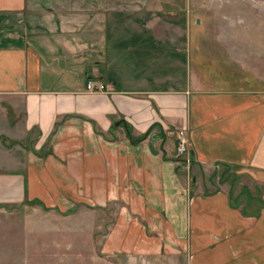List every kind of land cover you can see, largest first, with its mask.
Listing matches in <instances>:
<instances>
[{
  "label": "crops",
  "instance_id": "1",
  "mask_svg": "<svg viewBox=\"0 0 264 264\" xmlns=\"http://www.w3.org/2000/svg\"><path fill=\"white\" fill-rule=\"evenodd\" d=\"M262 62L195 47V0H0V204L112 213L94 264H264V204L202 178L264 181Z\"/></svg>",
  "mask_w": 264,
  "mask_h": 264
},
{
  "label": "rangeland",
  "instance_id": "2",
  "mask_svg": "<svg viewBox=\"0 0 264 264\" xmlns=\"http://www.w3.org/2000/svg\"><path fill=\"white\" fill-rule=\"evenodd\" d=\"M196 46H258L264 74V0H195ZM202 178L212 181L207 186L212 189L230 184L238 204L254 194L258 199L251 200V206L263 205L264 181L249 174L219 165L203 172ZM109 217L110 212L79 205L66 211L32 200L6 205L0 208V264H94L95 235L107 230Z\"/></svg>",
  "mask_w": 264,
  "mask_h": 264
},
{
  "label": "built area",
  "instance_id": "3",
  "mask_svg": "<svg viewBox=\"0 0 264 264\" xmlns=\"http://www.w3.org/2000/svg\"><path fill=\"white\" fill-rule=\"evenodd\" d=\"M91 82L89 81L87 83V87L90 88V84ZM102 85H100L98 88H101ZM176 136H177V145H176V154L177 155H181V156H184L185 158V165H189V142H188V139L187 137L185 136L184 134V131L183 129H178L177 132H176Z\"/></svg>",
  "mask_w": 264,
  "mask_h": 264
},
{
  "label": "trees",
  "instance_id": "4",
  "mask_svg": "<svg viewBox=\"0 0 264 264\" xmlns=\"http://www.w3.org/2000/svg\"><path fill=\"white\" fill-rule=\"evenodd\" d=\"M154 125H156V123H153V124L150 126V128H149L148 130H146L145 132H143V133H141L140 135H138V136H136V137H133V138L136 139V140H140V139L146 137V136L149 134V132H150L152 126H154ZM38 135H39V132L36 133V135L32 137V136H30V131H29V133H28V135H27V137H26V143H27V145H30V143H31L32 141H34V140L38 137ZM176 145H177V143H176ZM175 151H176V150H175ZM189 153H190V151H189ZM178 156H179L178 158L181 157V160H182L183 162L185 161L184 156H180V155H178ZM192 161H193V160H192V157L189 155V164H191ZM225 167H228V165H225ZM221 180L223 181L222 178H221ZM254 198L258 199L256 196H254V194H249V195L247 196V203L250 204L251 200H253ZM32 201H34V202H40V201L37 200V199L32 200ZM262 201H263V204H264V199H263V198H262ZM40 203H41V202H40ZM0 205H1V206H6L5 204H0Z\"/></svg>",
  "mask_w": 264,
  "mask_h": 264
}]
</instances>
